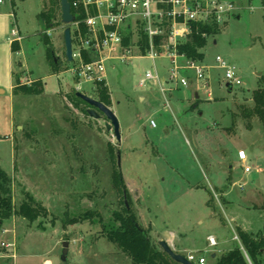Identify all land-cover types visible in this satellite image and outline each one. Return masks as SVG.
Here are the masks:
<instances>
[{
    "label": "rangeland",
    "instance_id": "1",
    "mask_svg": "<svg viewBox=\"0 0 264 264\" xmlns=\"http://www.w3.org/2000/svg\"><path fill=\"white\" fill-rule=\"evenodd\" d=\"M12 1V31L22 37L15 73L23 85L41 82L44 91L0 94V169L8 175L14 204L12 216L0 220V264H133L103 229L117 225L113 214L123 208L112 179L116 169L154 248L162 250L158 243L166 241L184 257L204 256L206 264H217L238 245L239 228L254 235L264 231V127L243 111L264 85V0H228L239 18H229L203 49L204 64L215 67L220 56L236 67L243 84L231 93L224 70L209 73L212 99L188 71L190 85L168 93L167 108L153 81L140 86L154 69L151 59L108 62L109 107L119 119L120 144L106 130L104 116L93 118L88 105L77 106L71 98L79 91L99 101L93 84L78 90L74 61L65 56L66 26L45 30L39 21L48 0H4L0 8ZM42 37L63 64L61 72L54 73ZM16 39L12 32L7 41ZM156 62L164 74L162 67L170 63ZM239 150L247 153L250 173H244ZM30 198L45 209L33 223L17 215ZM63 242L69 243L67 263L61 259Z\"/></svg>",
    "mask_w": 264,
    "mask_h": 264
},
{
    "label": "built area",
    "instance_id": "2",
    "mask_svg": "<svg viewBox=\"0 0 264 264\" xmlns=\"http://www.w3.org/2000/svg\"><path fill=\"white\" fill-rule=\"evenodd\" d=\"M4 0H0L3 3ZM74 8L83 9L86 17L81 22H75L71 26L79 32L78 42L72 44L74 66L71 72L78 82V90H82L84 84H93L95 87L106 80L107 63L113 61L127 62L136 58L151 59L154 69L147 70L140 83L145 87L152 81L158 86L160 93L165 98L164 107L169 108L167 94L176 88L188 87L191 83L188 71L193 72L194 77L212 99L208 92L209 73L212 69L224 70L225 86L229 85L233 90L243 84L236 67L218 56L216 66L212 67L190 59L185 53L180 52V47L192 34V25H207L219 29L226 21L237 15L238 7L228 0H75ZM84 24L88 30L84 37L79 28ZM141 31L147 36V49L142 50ZM17 41L22 40L18 30H13ZM208 37L207 33H202ZM131 37L125 45L126 38ZM83 50L86 51L89 61L83 58ZM67 59V58H66ZM157 59L168 60L169 66L162 67L165 73L157 66ZM68 61V60H67ZM228 89V88H227ZM150 125L156 127L152 120ZM238 159L243 163L244 173L251 172L248 164V156L245 150L238 151ZM239 241L238 236L235 237ZM209 245L217 246L213 237L209 239ZM11 245V244H10ZM9 246V245H8ZM13 246V244L11 245ZM13 257V256H12ZM15 257V256H14ZM13 257V258H14ZM188 261L195 264H206L204 256L196 257L189 254Z\"/></svg>",
    "mask_w": 264,
    "mask_h": 264
},
{
    "label": "trees",
    "instance_id": "3",
    "mask_svg": "<svg viewBox=\"0 0 264 264\" xmlns=\"http://www.w3.org/2000/svg\"><path fill=\"white\" fill-rule=\"evenodd\" d=\"M71 4V13L76 17L77 22H81L85 17L83 9H76L73 6L75 0H69ZM39 21L45 30L52 29L56 25H62L61 3L59 0H48L47 5L38 15ZM193 31L188 40L180 47V52L185 53L190 59L201 62L204 60L203 49L207 46L208 38L217 35L220 29L207 25H192ZM81 33L86 37L88 30L82 23L79 26ZM72 44L78 42L79 32L72 28ZM202 33H207L208 37H203ZM131 37L125 39L124 44L127 45ZM42 41L47 48V57L53 67V71L61 72L62 66L59 60L54 57V49L50 45L47 37H42ZM141 42L144 47L142 50L145 52L148 45L147 36L141 31ZM13 53L20 50L18 41L11 44ZM83 58L89 61L86 51L83 50ZM15 78L16 85L13 94L24 95H39L44 91V85L39 81H34L32 85H23L20 82V76ZM99 101L107 106L111 104V97L109 96V88L105 82H100L97 85ZM253 106L243 107L244 117L246 119L258 118L264 127V85L259 86L253 92ZM77 106L87 103L75 97H71ZM242 110V109H241ZM115 188L121 194L123 201V208L119 213H114V223L117 225L111 228L103 226L106 232L107 239L120 248L132 261L133 264H176L163 250L154 248L147 231H145L130 207L126 206L125 199L129 201L128 189L124 181L121 170H115L112 175ZM8 175L0 169V220L1 223L12 216L14 213V204L9 195ZM45 209L38 204L35 200L30 198V202H24L17 212V215L27 218L30 222L36 220L44 213ZM16 213V211H15ZM76 223L75 220H72ZM239 239L238 245L229 251L223 253L217 264H264V231L259 234H252L246 230L239 228L237 232Z\"/></svg>",
    "mask_w": 264,
    "mask_h": 264
},
{
    "label": "water",
    "instance_id": "4",
    "mask_svg": "<svg viewBox=\"0 0 264 264\" xmlns=\"http://www.w3.org/2000/svg\"><path fill=\"white\" fill-rule=\"evenodd\" d=\"M61 3V14H62V24L66 26L65 28V37H64V45L66 47L65 56L68 61H72L73 59V47H72V30L71 25L74 24L77 19L71 13V4L69 0H59ZM229 93H231L232 89L229 85H227ZM4 90L0 87V94H3ZM75 97L79 98L83 102L87 103L89 108L87 109V113L90 114L95 119H100L101 116H104L107 120L106 122V130L113 132L114 137L117 140V143L120 144L122 141V135L120 130L119 119L116 114L112 111V109L104 104L102 101H98L92 97L87 96L79 91L75 93ZM118 164L121 161V153L117 152ZM126 206L129 207L127 198L125 199ZM159 246L162 247V250L176 263V264H195L190 261L183 255L175 252L173 248H171L166 241H159ZM69 243L63 242L62 244V261L67 263L68 255H69ZM216 255H213L215 258Z\"/></svg>",
    "mask_w": 264,
    "mask_h": 264
},
{
    "label": "crops",
    "instance_id": "5",
    "mask_svg": "<svg viewBox=\"0 0 264 264\" xmlns=\"http://www.w3.org/2000/svg\"><path fill=\"white\" fill-rule=\"evenodd\" d=\"M14 7H15V2L12 1L10 8L5 10L0 8V87L4 90V93L8 90L13 93L15 87L14 86L15 84L13 82L14 74L16 75L15 65H14L15 53H13V50L11 49V44L17 40L7 41V38H9L12 33V25H13L12 9H14ZM236 18L237 19L239 18L238 14L236 15ZM19 48L20 50L22 49L21 43L19 44ZM176 89L180 90V88H176ZM194 95L196 96V99L198 100L200 99V95H198L197 92H195ZM139 99L142 102L146 101V98L144 96L139 97ZM194 106L197 107L198 104Z\"/></svg>",
    "mask_w": 264,
    "mask_h": 264
}]
</instances>
